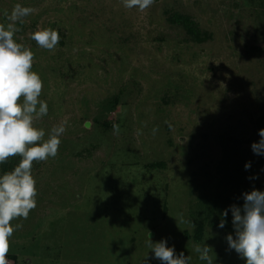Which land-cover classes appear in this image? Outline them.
I'll return each instance as SVG.
<instances>
[{
  "label": "rangeland",
  "instance_id": "rangeland-1",
  "mask_svg": "<svg viewBox=\"0 0 264 264\" xmlns=\"http://www.w3.org/2000/svg\"><path fill=\"white\" fill-rule=\"evenodd\" d=\"M261 1L154 0L141 11L123 0H0L5 26L17 5L34 10L14 34L33 53L48 105L34 126L47 140L67 121L56 157L33 162L36 207L11 222L6 264H141L146 254L162 264L148 231L190 264H207L194 251L203 242L214 264H245L227 244L231 211L219 228L223 210H203L190 182L202 164L214 173L225 130L248 153L250 185L264 190V155L251 149L264 128L254 114L264 109ZM165 10L191 16L208 39H186ZM44 28L59 32L54 51L31 39Z\"/></svg>",
  "mask_w": 264,
  "mask_h": 264
},
{
  "label": "clouds",
  "instance_id": "clouds-1",
  "mask_svg": "<svg viewBox=\"0 0 264 264\" xmlns=\"http://www.w3.org/2000/svg\"><path fill=\"white\" fill-rule=\"evenodd\" d=\"M123 2L128 9L144 11L154 0ZM33 11L17 5L9 17L12 23L0 24V163L10 157L21 158L11 171L0 174V264H6L9 238L15 230L11 222L17 218L27 219L29 212L36 207V181L31 173L33 162L56 157L67 124L64 121L54 127L47 140H44V130L34 126V120L48 112L47 103L39 99L43 83L32 71V51L14 39L19 30L16 23H22ZM31 39L41 48L54 51L60 35L57 30L44 28L31 33ZM258 135L259 140L252 142L251 149L256 155H264V128L258 130ZM250 166L246 162L244 167L247 170ZM242 199V205L233 204L221 212L218 227L224 228V218L230 210L235 235H226L228 247L235 250L245 264H264V190L253 188L242 193ZM182 222L190 223L183 218ZM147 246L153 253L152 258L162 264H190L191 257L183 252L177 255L174 247L167 246L163 239L154 242L150 231ZM194 251L201 261L214 264L215 255H210L213 250L204 242L197 244ZM141 264H149L147 254Z\"/></svg>",
  "mask_w": 264,
  "mask_h": 264
},
{
  "label": "trees",
  "instance_id": "trees-1",
  "mask_svg": "<svg viewBox=\"0 0 264 264\" xmlns=\"http://www.w3.org/2000/svg\"><path fill=\"white\" fill-rule=\"evenodd\" d=\"M262 2L263 14H264V0ZM166 20L171 24L180 25L185 34L186 39L193 42H203L209 34L205 31H201L198 28L197 22L188 14L179 12H170L165 10ZM261 48H259L260 50ZM260 115L256 118V124L260 126L264 121V109H260L254 113ZM263 119V120H262ZM227 135L225 130H222L218 137L219 157L215 163L214 173H211L209 163L202 164L200 170L203 177L200 180L195 175V172L191 174V188H199L198 199L205 204L203 210L208 208L210 213L215 211V207L225 210L229 209L230 205H242V193L252 190L254 187L250 185V174L245 172V163L247 162L245 157L248 154L243 152L242 142L240 139H235ZM243 150V151H242ZM9 159L1 163L2 174L7 172L9 166ZM214 175V176H213ZM230 212V210L228 211ZM213 215V216H212ZM214 222L216 214H210L207 212L206 216ZM204 217V219H205ZM232 217V216H231ZM231 220V218H230ZM202 233V225L199 224L194 230V239L198 240Z\"/></svg>",
  "mask_w": 264,
  "mask_h": 264
}]
</instances>
